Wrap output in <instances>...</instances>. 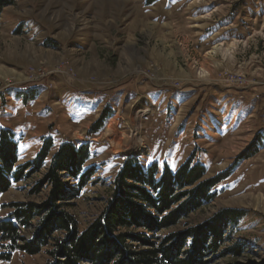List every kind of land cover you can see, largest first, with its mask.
<instances>
[{
    "label": "rangeland",
    "instance_id": "1",
    "mask_svg": "<svg viewBox=\"0 0 264 264\" xmlns=\"http://www.w3.org/2000/svg\"><path fill=\"white\" fill-rule=\"evenodd\" d=\"M149 1L13 0L6 6L0 18V129L15 132L19 164L37 156L44 137L54 140L51 154L66 141L91 143L86 166L96 165V173L68 207L81 230L105 207L127 156L175 168L194 154L208 177L230 175L213 202L161 234L187 230L225 208L241 209L246 215L232 227L231 241L227 236L206 264H264V92L257 89L264 85V28L251 29L248 38L204 41L211 32L197 8L211 0ZM244 2L250 0H213L220 16ZM186 88L192 89L180 101ZM152 89L166 94L155 103ZM106 105L114 115L88 135ZM255 140L258 152L237 160ZM45 172L0 193V219L12 212V203L44 202L48 187L31 190ZM235 244L243 248L240 256L227 252ZM47 260L45 249L34 255L16 250L0 264Z\"/></svg>",
    "mask_w": 264,
    "mask_h": 264
},
{
    "label": "trees",
    "instance_id": "2",
    "mask_svg": "<svg viewBox=\"0 0 264 264\" xmlns=\"http://www.w3.org/2000/svg\"><path fill=\"white\" fill-rule=\"evenodd\" d=\"M12 2L0 0V18ZM113 115L106 105L88 135L99 133ZM16 137L12 129H0V193L43 169L45 174L31 192L47 187L49 192L41 203H12V212L0 219L1 260H10L16 250L34 255L45 249V264H206L207 255L216 253L227 236L231 241L232 227L246 215L244 210L225 208L208 221L162 235L213 202L230 173L208 177L206 165L194 154L175 168L157 161L144 165L132 155L120 165L101 213L81 230L68 207L96 173V165L86 166L93 156L91 143L66 141L51 154L54 140L44 137L37 156L19 164ZM257 140L237 160L256 154ZM22 229L30 236L23 235ZM242 250L235 244L227 252L240 256Z\"/></svg>",
    "mask_w": 264,
    "mask_h": 264
},
{
    "label": "crops",
    "instance_id": "3",
    "mask_svg": "<svg viewBox=\"0 0 264 264\" xmlns=\"http://www.w3.org/2000/svg\"><path fill=\"white\" fill-rule=\"evenodd\" d=\"M203 4L197 8L199 13H205L204 15H200V16H204L203 20L207 22L209 21V19H214L213 21H211V23L206 22L205 24V25H208V27L206 28L210 29L211 34L208 36L201 37V39L204 41H208L211 38L214 41H216V38H218L219 41H222L221 43H224L225 41H228V40L248 38L251 36V34H253L251 29L255 28V29L261 30L264 28V4L263 3H252V0H250L249 3L244 2L243 4L242 3L239 4L240 6H238L236 10H234V12H231L233 3L232 4L228 3L227 9L230 10L231 14L226 13L223 16L216 14L219 12L220 6H218L217 3H213V0L207 1L206 3H203ZM241 13L243 15H241ZM205 15L207 16L205 17ZM256 23H258V26H254V24ZM216 35H218V37H216ZM205 83L207 82H204L203 84ZM40 85L41 84L33 85V86L38 87ZM197 86L198 85L196 84L195 87ZM191 89L192 88H186L185 90H183V93L180 94V98H182L180 101H183L184 99L187 98L189 94L188 92H190L188 90H191ZM257 89L263 93L264 85L257 87ZM247 91L251 93L249 89ZM148 92L152 94L153 101L155 103L162 100L164 97V94H166V92L163 89H152ZM168 99L173 100L172 98L169 97V98H166V101Z\"/></svg>",
    "mask_w": 264,
    "mask_h": 264
},
{
    "label": "bare ground",
    "instance_id": "4",
    "mask_svg": "<svg viewBox=\"0 0 264 264\" xmlns=\"http://www.w3.org/2000/svg\"><path fill=\"white\" fill-rule=\"evenodd\" d=\"M235 44V43H234ZM235 45H237V44H235ZM232 47V46H231ZM233 47H235V46H233ZM222 47L220 46V47H216L215 48V50H219V49H221ZM223 50V49H222ZM228 51V49H226V50H223V52H227ZM210 53V52H209ZM225 54V53H224ZM227 54V53H226Z\"/></svg>",
    "mask_w": 264,
    "mask_h": 264
}]
</instances>
